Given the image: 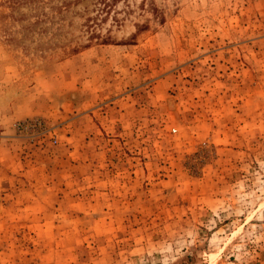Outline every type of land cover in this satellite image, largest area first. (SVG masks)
<instances>
[{
	"label": "rangeland",
	"instance_id": "rangeland-1",
	"mask_svg": "<svg viewBox=\"0 0 264 264\" xmlns=\"http://www.w3.org/2000/svg\"><path fill=\"white\" fill-rule=\"evenodd\" d=\"M93 3L0 0V264H264V0Z\"/></svg>",
	"mask_w": 264,
	"mask_h": 264
},
{
	"label": "trees",
	"instance_id": "trees-1",
	"mask_svg": "<svg viewBox=\"0 0 264 264\" xmlns=\"http://www.w3.org/2000/svg\"><path fill=\"white\" fill-rule=\"evenodd\" d=\"M120 1L123 2L124 0H93V5H96V12H104V15H108L110 9Z\"/></svg>",
	"mask_w": 264,
	"mask_h": 264
}]
</instances>
